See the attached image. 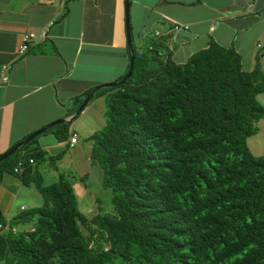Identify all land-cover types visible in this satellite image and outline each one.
Masks as SVG:
<instances>
[{
  "label": "trees",
  "instance_id": "16d2710c",
  "mask_svg": "<svg viewBox=\"0 0 264 264\" xmlns=\"http://www.w3.org/2000/svg\"><path fill=\"white\" fill-rule=\"evenodd\" d=\"M168 40L141 51L130 41V74L92 95L106 94V121L90 139L112 211L83 213L62 173L47 184L25 177L44 154L30 147L37 135L0 160V177L16 174L42 197L0 213V264H264V152L246 144L264 115V73L212 38L175 62ZM93 86L73 96L78 104ZM68 124L45 130L64 140ZM25 223L27 238L10 230Z\"/></svg>",
  "mask_w": 264,
  "mask_h": 264
},
{
  "label": "crops",
  "instance_id": "0c3cea01",
  "mask_svg": "<svg viewBox=\"0 0 264 264\" xmlns=\"http://www.w3.org/2000/svg\"><path fill=\"white\" fill-rule=\"evenodd\" d=\"M124 2L0 0V68L9 65L8 78L0 84V152L58 117L73 125L68 130L77 133V141L68 146L67 138L58 140L51 131L42 132L30 146L44 151L41 160L58 157L62 147H75L80 137L75 125L83 131L81 136L92 134V123L104 119L103 96L90 98L76 117L78 103L73 96L125 72ZM127 4L130 41L138 51L151 39L168 36L170 58L182 62L212 38L232 45L243 69L257 63L264 73V56L255 48L256 42L264 45V0H127ZM174 23L187 27L174 29ZM26 32H33L37 39L18 53ZM29 165L25 177L49 172L45 164L38 171L34 160ZM37 199L42 197L32 183H23L8 171L1 173L3 217L34 206Z\"/></svg>",
  "mask_w": 264,
  "mask_h": 264
},
{
  "label": "rangeland",
  "instance_id": "374dc122",
  "mask_svg": "<svg viewBox=\"0 0 264 264\" xmlns=\"http://www.w3.org/2000/svg\"><path fill=\"white\" fill-rule=\"evenodd\" d=\"M104 95L106 96V94ZM104 95H102V98L105 102ZM256 97L257 100L264 105V91L259 92ZM80 113L81 112H79V114ZM105 118L106 117L104 116L102 121L92 123L93 132L97 131L104 125L106 121ZM57 124L59 123L54 125ZM255 125L256 131L247 136L246 144L252 154L259 155L264 152V115L258 118ZM68 127H73V125L68 124ZM75 128L80 134L75 147L72 149L70 147H62L58 152L60 153L58 157H46L44 160H41L40 158L34 159L35 165L38 166V171L40 170L39 166L43 164L47 165L49 169V172H44V174L36 173L34 174V177L37 175L36 179L47 184L55 180L57 173L60 172L64 177H67V179L71 181L77 205L83 213L89 215L96 211H112V203L110 200L111 190L101 182L103 169L98 161L91 156L92 140L90 139L89 133L85 136H81L83 131H80V126L77 124L75 125ZM43 133L49 134V130H44ZM39 134H42V132ZM37 192L39 196H41L38 190ZM37 200L39 204L42 201L41 199ZM37 204L34 206H37ZM26 225H29V223Z\"/></svg>",
  "mask_w": 264,
  "mask_h": 264
},
{
  "label": "water",
  "instance_id": "95a60500",
  "mask_svg": "<svg viewBox=\"0 0 264 264\" xmlns=\"http://www.w3.org/2000/svg\"><path fill=\"white\" fill-rule=\"evenodd\" d=\"M124 22H125L126 46H127V49H130L131 48V44H130V33H129V23H128V4H127V0H125V2H124ZM132 58H133L132 55L128 56L127 68H126L125 72L122 74V76L120 78L114 79V80H111V81H108V82H104V83H101V84L94 85L93 88L88 93H86L85 96L82 98L80 103L77 105L75 111L82 110L83 107L88 102V100L94 94V91L96 89H98L99 87H101V86H115V85H118L119 83H121L125 79V77H127L130 74V72H131V69H132ZM60 122H67V119H64L62 117L54 118V119H52V120L40 125L39 127L33 129L32 131L27 133L24 137H22L21 139H19L18 141L14 142V143H12L5 150L0 152V160L4 159L7 155L11 154L20 145L26 143L32 137H34V136L38 135L39 133L43 132L48 127H50V126H52V125H54L56 123H60Z\"/></svg>",
  "mask_w": 264,
  "mask_h": 264
},
{
  "label": "built area",
  "instance_id": "2783aa9c",
  "mask_svg": "<svg viewBox=\"0 0 264 264\" xmlns=\"http://www.w3.org/2000/svg\"><path fill=\"white\" fill-rule=\"evenodd\" d=\"M172 27L174 29L177 28H186L187 25L186 24H182V23H174L172 25ZM40 35H43V32H40ZM37 39V36L33 33V32H26L22 35L21 37V42L17 47V52L18 53H22L24 50H26L27 46H28V42L29 41H35ZM255 48L258 50L259 49V56L263 57L264 56V45H262L260 42H256L255 43ZM9 65L8 64H4L1 68H0V84H2L3 82H5L8 78L7 75V69H8ZM77 141V133L74 130H70L67 136V145L68 146H72L75 142ZM14 170H17L16 167H14ZM21 208H23L21 206ZM6 224H1L0 223V228L5 227ZM19 229V230H18ZM10 230L12 232L14 231H20L22 232V236L24 238L28 237V233L33 230V225H28L27 227H25L24 229H20L16 226H10Z\"/></svg>",
  "mask_w": 264,
  "mask_h": 264
},
{
  "label": "clouds",
  "instance_id": "9594fccd",
  "mask_svg": "<svg viewBox=\"0 0 264 264\" xmlns=\"http://www.w3.org/2000/svg\"><path fill=\"white\" fill-rule=\"evenodd\" d=\"M67 143V142H66Z\"/></svg>",
  "mask_w": 264,
  "mask_h": 264
}]
</instances>
